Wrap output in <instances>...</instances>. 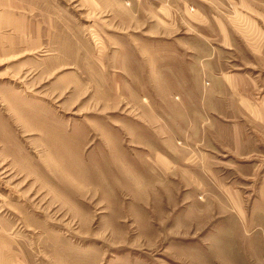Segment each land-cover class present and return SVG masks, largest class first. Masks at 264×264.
<instances>
[{"label":"rangeland","instance_id":"374dc122","mask_svg":"<svg viewBox=\"0 0 264 264\" xmlns=\"http://www.w3.org/2000/svg\"><path fill=\"white\" fill-rule=\"evenodd\" d=\"M25 1L48 40L0 53L2 240L26 264H219L230 217L260 207L264 128L245 156L230 124L264 111V0ZM221 73L254 89L208 114Z\"/></svg>","mask_w":264,"mask_h":264},{"label":"crops","instance_id":"0c3cea01","mask_svg":"<svg viewBox=\"0 0 264 264\" xmlns=\"http://www.w3.org/2000/svg\"><path fill=\"white\" fill-rule=\"evenodd\" d=\"M37 13L38 9L25 0H0V53L5 55L22 54L23 52L39 51L44 48L48 40L49 26L42 24ZM240 17L244 20L240 18L235 28L242 33H247L250 28L249 24L254 20L242 13H240ZM222 24L225 26L224 23ZM218 29L222 35L223 43H229L231 36L228 28L225 26L228 36L226 41L220 24ZM251 47L255 53L256 46L251 45ZM256 52L263 53L262 50H256ZM208 77L207 95L204 100L202 99L201 106L202 109L208 111V114L210 112L218 113V115L223 114L226 107L224 102L230 92L235 91L234 89L240 91L242 86L245 93L252 92L254 89V80H249L244 76L221 73L208 75ZM244 99L250 101L247 98ZM245 108L254 117L241 118L240 121L231 122L230 125L234 131L231 138V141L234 142L233 146L236 147L239 155L247 156L253 151L256 152L257 146L253 147V144H251L252 147H249V151H246L247 141L252 138L249 136L250 131L246 126L252 123L264 128V111H258L253 106L252 108L247 106V104ZM229 116L221 115L220 117L227 119ZM243 151L245 152L242 153ZM258 190L257 201L260 207L255 212L245 211L244 209L243 214L237 212V216H231L227 231L225 230L222 239L216 242L213 250L223 252L219 264H264V181ZM2 237L4 235L0 230V264H26L15 257L14 246L2 240Z\"/></svg>","mask_w":264,"mask_h":264}]
</instances>
